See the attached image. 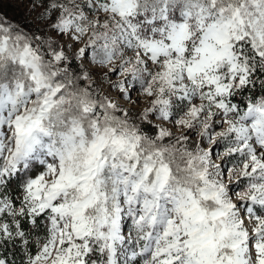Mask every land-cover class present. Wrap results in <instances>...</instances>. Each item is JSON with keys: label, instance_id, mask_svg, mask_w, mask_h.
<instances>
[{"label": "snow or ice", "instance_id": "obj_1", "mask_svg": "<svg viewBox=\"0 0 264 264\" xmlns=\"http://www.w3.org/2000/svg\"><path fill=\"white\" fill-rule=\"evenodd\" d=\"M0 0V264H264V0Z\"/></svg>", "mask_w": 264, "mask_h": 264}, {"label": "rangeland", "instance_id": "obj_2", "mask_svg": "<svg viewBox=\"0 0 264 264\" xmlns=\"http://www.w3.org/2000/svg\"><path fill=\"white\" fill-rule=\"evenodd\" d=\"M3 11L8 17L13 18L16 15H25L26 8L21 7L16 0H5Z\"/></svg>", "mask_w": 264, "mask_h": 264}, {"label": "trees", "instance_id": "obj_3", "mask_svg": "<svg viewBox=\"0 0 264 264\" xmlns=\"http://www.w3.org/2000/svg\"><path fill=\"white\" fill-rule=\"evenodd\" d=\"M25 15H16V16H14L13 18H10V19H21V18H23Z\"/></svg>", "mask_w": 264, "mask_h": 264}]
</instances>
